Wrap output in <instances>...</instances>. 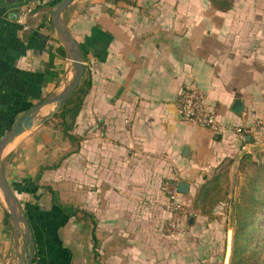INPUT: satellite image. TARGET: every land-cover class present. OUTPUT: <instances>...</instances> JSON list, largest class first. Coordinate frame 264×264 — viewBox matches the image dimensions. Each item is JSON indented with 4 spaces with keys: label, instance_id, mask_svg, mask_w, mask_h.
<instances>
[{
    "label": "crops",
    "instance_id": "obj_1",
    "mask_svg": "<svg viewBox=\"0 0 264 264\" xmlns=\"http://www.w3.org/2000/svg\"><path fill=\"white\" fill-rule=\"evenodd\" d=\"M53 1L0 0V135L68 69L54 51ZM62 18L90 78L71 129L78 142L49 118L14 136L1 159L29 223L32 264H92V228L102 264H226L213 251L223 238L204 233L212 223L192 200L204 174L263 143L251 118L264 115V0H73ZM189 83L205 93L219 132L178 115L177 92ZM163 179L187 182L178 198L194 218L167 209ZM44 184L88 214L66 218ZM5 211L0 198V264H19L21 237L16 245ZM169 217L175 230L165 229Z\"/></svg>",
    "mask_w": 264,
    "mask_h": 264
},
{
    "label": "trees",
    "instance_id": "obj_2",
    "mask_svg": "<svg viewBox=\"0 0 264 264\" xmlns=\"http://www.w3.org/2000/svg\"><path fill=\"white\" fill-rule=\"evenodd\" d=\"M57 1L58 0H54L50 3V5L53 6ZM37 5L38 3H35L34 7ZM48 22L50 24L49 19ZM54 51L60 55H65L64 48L60 44L54 47ZM52 56L53 51L50 50L48 58L49 65L51 63ZM44 74L47 79H51L56 75L54 71L49 70L47 67L44 70ZM89 85L90 78L83 66L78 84L68 94L64 103L59 106L56 112L50 117L60 126L62 137L66 138L71 143L77 144L79 139V135L71 132V129L74 117L79 110L83 96ZM255 131L257 133L261 132L264 140V130L255 129ZM256 150L257 149L253 151H243L239 155L237 171L243 167V162L250 159L251 153ZM259 154H261V160L255 161V164L263 165L261 169L262 175H260L259 178L258 176H244V182L241 186H239L237 193L234 195L232 200L231 218L233 223V232L228 264H264V148ZM56 165L57 163L40 166L35 174V179L37 180L43 168L55 167ZM225 173V170L217 169L209 175L204 174L202 176L203 181L198 184L192 200L193 208H198L201 213H206L212 209L216 202L225 197L228 192L225 187V180L227 179ZM34 185L38 186L36 183H34ZM42 187L49 192L50 203L61 211L66 218L78 217V212L88 214V212L78 208L77 206L61 202L55 193V190L49 184H44ZM23 214L26 216L25 212H23ZM5 216L9 217L7 211H5ZM91 236L93 239L92 264H102L99 262L98 253L95 249V236L93 228L91 230ZM33 261L34 253L31 257V264Z\"/></svg>",
    "mask_w": 264,
    "mask_h": 264
},
{
    "label": "water",
    "instance_id": "obj_3",
    "mask_svg": "<svg viewBox=\"0 0 264 264\" xmlns=\"http://www.w3.org/2000/svg\"><path fill=\"white\" fill-rule=\"evenodd\" d=\"M73 0H58L52 7L49 15L50 22L55 30L59 43L64 48L69 60L68 69L64 76L57 82L52 90L45 94L36 103L26 109L15 121L0 135V198L12 222L13 236L15 243L21 237V253L19 264H31L32 238L29 223L23 214L18 199L13 194L10 186L4 178L1 159L3 152L9 141L16 135L21 134L31 126L49 119L61 106L68 94L79 82L83 70L81 51L77 41L68 31L62 18V13L66 6ZM263 146L262 144H258ZM188 184L185 180H177L176 190L186 192ZM29 245V249H27Z\"/></svg>",
    "mask_w": 264,
    "mask_h": 264
},
{
    "label": "built area",
    "instance_id": "obj_4",
    "mask_svg": "<svg viewBox=\"0 0 264 264\" xmlns=\"http://www.w3.org/2000/svg\"><path fill=\"white\" fill-rule=\"evenodd\" d=\"M31 6H33V1L26 2L21 9L29 11ZM17 20L21 22L22 27L26 28L28 26L22 18H18ZM175 107L178 115L184 120L210 128L213 132H219L223 128V124L218 120L215 111L207 106L205 93L199 86L193 83L184 85L178 90ZM251 124L254 129L264 130V115L252 117ZM231 128L243 141L242 127L240 125H231ZM159 187L164 195V205L172 214H184L187 211L185 204L178 198V191L173 181L163 179ZM176 226L175 218L169 217L165 229L172 231L175 230Z\"/></svg>",
    "mask_w": 264,
    "mask_h": 264
},
{
    "label": "rangeland",
    "instance_id": "obj_5",
    "mask_svg": "<svg viewBox=\"0 0 264 264\" xmlns=\"http://www.w3.org/2000/svg\"><path fill=\"white\" fill-rule=\"evenodd\" d=\"M52 122H55V125L58 124L54 119H49ZM28 130V129H27ZM14 142L9 145V148L13 146ZM264 148V145L260 147V149H257L256 151L251 153V157L248 160H245L243 162V167L240 168L239 171H237V162H225L218 166L217 169L219 170H225L226 171V180H225V187L227 189V194L225 197L216 202L212 209L206 213H203L206 215V220L209 223H212V225H206L205 224V234L214 235L218 234L223 238L222 244H216L213 245V251H217L220 253V256L218 259H221L222 253H225V263L228 264L229 260V252H230V246H231V238H232V232H233V223L231 218V206H232V200L234 198V195H236L237 190L241 184L244 182V176L252 177V176H258L262 175L261 169L263 165H256L255 161L261 160V150ZM218 205V206H217ZM216 207V209H214ZM188 219V218H194L195 212L191 210H187L184 215H182V218ZM211 247V243H208ZM222 247V248H221Z\"/></svg>",
    "mask_w": 264,
    "mask_h": 264
},
{
    "label": "bare ground",
    "instance_id": "obj_6",
    "mask_svg": "<svg viewBox=\"0 0 264 264\" xmlns=\"http://www.w3.org/2000/svg\"><path fill=\"white\" fill-rule=\"evenodd\" d=\"M8 147V146H7Z\"/></svg>",
    "mask_w": 264,
    "mask_h": 264
}]
</instances>
